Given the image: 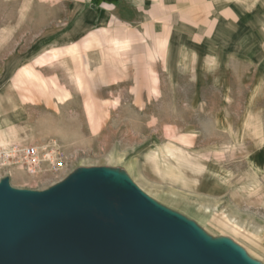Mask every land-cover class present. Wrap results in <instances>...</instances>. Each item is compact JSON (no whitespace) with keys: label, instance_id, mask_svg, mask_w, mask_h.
<instances>
[{"label":"rangeland","instance_id":"rangeland-1","mask_svg":"<svg viewBox=\"0 0 264 264\" xmlns=\"http://www.w3.org/2000/svg\"><path fill=\"white\" fill-rule=\"evenodd\" d=\"M110 1L0 0V182L106 170L264 264V0ZM32 146L64 172L14 165Z\"/></svg>","mask_w":264,"mask_h":264},{"label":"water","instance_id":"water-1","mask_svg":"<svg viewBox=\"0 0 264 264\" xmlns=\"http://www.w3.org/2000/svg\"><path fill=\"white\" fill-rule=\"evenodd\" d=\"M0 264H254L149 200L128 179L80 170L47 191L0 182Z\"/></svg>","mask_w":264,"mask_h":264},{"label":"built area","instance_id":"built-area-1","mask_svg":"<svg viewBox=\"0 0 264 264\" xmlns=\"http://www.w3.org/2000/svg\"><path fill=\"white\" fill-rule=\"evenodd\" d=\"M10 157L14 161V165L20 164L23 170L30 176L42 173L43 170L60 174L66 169L64 158L56 156L53 152H41L35 146L17 148L12 151Z\"/></svg>","mask_w":264,"mask_h":264},{"label":"bare ground","instance_id":"bare-ground-1","mask_svg":"<svg viewBox=\"0 0 264 264\" xmlns=\"http://www.w3.org/2000/svg\"><path fill=\"white\" fill-rule=\"evenodd\" d=\"M21 76V75H20ZM2 101L0 99V145L2 146H7V139L8 137H11L12 135H14V126H12L11 122V118L6 115L3 111H1V105H2ZM4 113V114H3ZM11 140V139H10ZM168 154L170 156V158H174L177 159V162L179 163V166L183 165L184 167V162L182 160H185L184 156L182 153L177 152L176 150L171 149L170 151H168ZM156 157V156H155ZM154 158V157H153ZM179 158H181V160H179ZM163 159V158H162ZM173 159V160H174ZM158 161V160H157ZM161 162V161H160ZM158 162V163H160ZM165 162V161H163ZM168 162V161H167ZM157 163V162H156ZM177 164V163H176ZM166 165V164H165ZM170 165V164H169ZM178 165V164H177ZM174 167V166H173ZM176 167V166H175ZM178 168V167H177ZM176 169V168H175ZM183 170V169H182ZM162 171V170H161ZM178 171V170H177ZM219 171V170H218ZM179 174H181V172H179ZM222 176V175H221ZM184 179V178H183ZM186 181V180H185ZM182 182V181H181ZM185 183V182H184Z\"/></svg>","mask_w":264,"mask_h":264},{"label":"crops","instance_id":"crops-1","mask_svg":"<svg viewBox=\"0 0 264 264\" xmlns=\"http://www.w3.org/2000/svg\"><path fill=\"white\" fill-rule=\"evenodd\" d=\"M110 2H115V0H111Z\"/></svg>","mask_w":264,"mask_h":264}]
</instances>
